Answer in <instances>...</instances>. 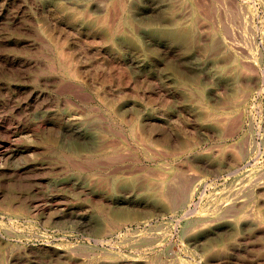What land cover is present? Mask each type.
I'll return each instance as SVG.
<instances>
[{"label":"rangeland","instance_id":"1","mask_svg":"<svg viewBox=\"0 0 264 264\" xmlns=\"http://www.w3.org/2000/svg\"><path fill=\"white\" fill-rule=\"evenodd\" d=\"M0 264H264V0H0Z\"/></svg>","mask_w":264,"mask_h":264}]
</instances>
